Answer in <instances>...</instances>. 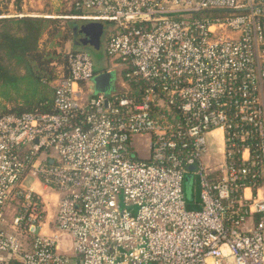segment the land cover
<instances>
[{"label":"built area","instance_id":"obj_1","mask_svg":"<svg viewBox=\"0 0 264 264\" xmlns=\"http://www.w3.org/2000/svg\"><path fill=\"white\" fill-rule=\"evenodd\" d=\"M51 1L106 67L68 52L52 113L0 118V264H264V0Z\"/></svg>","mask_w":264,"mask_h":264},{"label":"trees","instance_id":"obj_2","mask_svg":"<svg viewBox=\"0 0 264 264\" xmlns=\"http://www.w3.org/2000/svg\"><path fill=\"white\" fill-rule=\"evenodd\" d=\"M70 21L65 16L0 18V118L53 112L56 76L52 62L62 57L66 67V53L74 52H60L59 41L65 38L61 22L67 25ZM44 37L50 43L42 50ZM184 197L189 209L197 207L198 185L191 173L184 181Z\"/></svg>","mask_w":264,"mask_h":264},{"label":"rangeland","instance_id":"obj_3","mask_svg":"<svg viewBox=\"0 0 264 264\" xmlns=\"http://www.w3.org/2000/svg\"><path fill=\"white\" fill-rule=\"evenodd\" d=\"M46 14L52 16V17H57V16H66L65 11H57L55 13L48 11L45 12ZM61 27H60V31L63 33V35L65 36L64 40H60L59 43L61 45L60 47V52L61 54H65L68 50L70 49H75V50H84L87 51L93 60L94 63V69L96 72H100L103 71L106 67V60L103 54V40L99 39V47L98 49H95L94 47H92L90 45V39L84 40L85 36H83L82 34L86 33L88 34L90 32V23L87 22H83V21H70V24L68 23L67 25L63 22H61ZM80 25V26H78ZM82 25V26H81ZM89 31V32H88ZM83 36V37H82ZM87 38V37H86ZM78 39H82V41H78ZM50 41L48 40V37H44L41 40V44H40V48L43 49H47L49 46ZM49 51L51 52V48H49ZM52 66L54 67V74L56 76L57 72L60 71V69L64 68V64H63V59L62 57H59V59L55 60L52 62ZM146 141L147 138H136V140L134 141V147L135 150L137 151V154L140 156H145L146 155V150H147V145H146ZM220 148V145L218 143H214L212 142V147L211 150L213 152V157L210 159L211 163L214 164H218L222 162V155L220 153V151H218V149ZM39 190H41V188H39ZM56 207L54 206L52 208V218H54L55 213H56ZM53 230V229H52ZM70 241H65V245H64V250L63 252L68 254L71 253L70 250Z\"/></svg>","mask_w":264,"mask_h":264},{"label":"crops","instance_id":"obj_4","mask_svg":"<svg viewBox=\"0 0 264 264\" xmlns=\"http://www.w3.org/2000/svg\"><path fill=\"white\" fill-rule=\"evenodd\" d=\"M10 3L9 15L4 14L0 9V18L16 16L52 17L45 12L55 13L60 10L58 3L51 0H10Z\"/></svg>","mask_w":264,"mask_h":264},{"label":"water","instance_id":"obj_5","mask_svg":"<svg viewBox=\"0 0 264 264\" xmlns=\"http://www.w3.org/2000/svg\"><path fill=\"white\" fill-rule=\"evenodd\" d=\"M19 17H22V16H19ZM65 18L69 19V20L73 19V18H70V17H65ZM78 26H80V25H78ZM91 26H92V28L93 27L95 28L94 25L90 24L89 27H91ZM82 35L85 36L84 40H86V42H87L88 39H90V42H89L90 45L92 47H94L95 49H98V47H99V39H100V35L99 34H95V33L86 34V33H84ZM78 41L81 42L82 39L81 40L78 39ZM113 85H114V75L112 73H101V74L96 75V77L93 79L91 90L96 92V93L107 94L110 91H112ZM190 170L193 171L194 167H191Z\"/></svg>","mask_w":264,"mask_h":264},{"label":"flooded vegetation","instance_id":"obj_6","mask_svg":"<svg viewBox=\"0 0 264 264\" xmlns=\"http://www.w3.org/2000/svg\"><path fill=\"white\" fill-rule=\"evenodd\" d=\"M87 23H90L91 25H94L95 26V28L93 27L92 28V26L90 27V32L89 33H95V34H99L100 35V39H102L103 40V38H104V33H103V31H104V26H103V24L102 23H99V22H87Z\"/></svg>","mask_w":264,"mask_h":264}]
</instances>
